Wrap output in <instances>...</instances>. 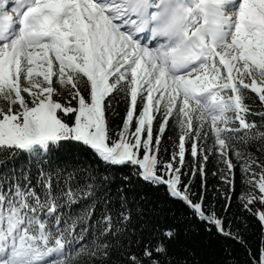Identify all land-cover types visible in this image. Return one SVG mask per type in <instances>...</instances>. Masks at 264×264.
<instances>
[{
  "label": "snow or ice",
  "instance_id": "1",
  "mask_svg": "<svg viewBox=\"0 0 264 264\" xmlns=\"http://www.w3.org/2000/svg\"><path fill=\"white\" fill-rule=\"evenodd\" d=\"M0 264H264V0H0Z\"/></svg>",
  "mask_w": 264,
  "mask_h": 264
},
{
  "label": "trees",
  "instance_id": "2",
  "mask_svg": "<svg viewBox=\"0 0 264 264\" xmlns=\"http://www.w3.org/2000/svg\"><path fill=\"white\" fill-rule=\"evenodd\" d=\"M117 120L119 119V117L116 118ZM255 119L258 121L259 117H255ZM87 159V158H86ZM16 163H17V167H23L25 169H27L29 166L32 167L33 173H35V169L38 165L36 164H31L29 163L28 157L21 155L19 157L16 158ZM63 163V162H62ZM73 164L76 163L75 160L72 161ZM206 171V197L211 199L213 197H216L218 200H223V187H222V182L219 180L218 176H214L212 175L213 172L216 171V166L213 164H209L206 166L205 168ZM119 175L116 176L114 183L112 185V191L113 194H115L116 188L119 186ZM199 183H200V178L197 177V179L194 181V184L196 185L197 189H199ZM219 189V191H217ZM239 192V173H237V193ZM233 203H234V208H233V212L235 213H239L240 212V207L239 204L236 203L235 200V196L233 198ZM219 207V205H218ZM73 210H79L80 205L79 204H75L72 206ZM250 225L254 224V222L250 219ZM195 227V225H193ZM258 236V228L256 227H252L251 232L249 233V239L252 241H255L256 237ZM229 245L230 247V251L234 254L235 257H238L240 259L243 258V253L242 250L235 244H231V242L229 241H224L221 242V244L217 245L215 247V252L214 255L212 257H209V259H214L217 261H223L226 256L227 253L224 251L225 248H228Z\"/></svg>",
  "mask_w": 264,
  "mask_h": 264
}]
</instances>
